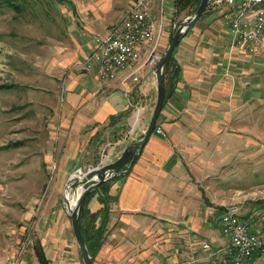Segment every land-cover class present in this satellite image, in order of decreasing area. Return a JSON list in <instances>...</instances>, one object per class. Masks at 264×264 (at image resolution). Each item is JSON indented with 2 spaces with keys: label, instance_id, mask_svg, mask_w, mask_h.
<instances>
[{
  "label": "crops",
  "instance_id": "obj_1",
  "mask_svg": "<svg viewBox=\"0 0 264 264\" xmlns=\"http://www.w3.org/2000/svg\"><path fill=\"white\" fill-rule=\"evenodd\" d=\"M119 1V9L125 5L119 18L104 15L102 0L84 1L83 7L79 1H49L47 28L34 38L35 50L28 48L29 39L18 46L0 41V116L37 111L44 119L42 137L36 157L25 165L52 167L53 176L32 223L33 254L10 250L16 264H38L36 244L47 264H82L60 206L61 187L77 162L87 168L114 160L147 125L156 96L153 66L140 71L137 83L119 77L100 83L93 70L82 68L92 36L119 21L132 3ZM193 6L173 19L175 2L163 1L160 49ZM223 12L208 1L163 65L164 99L154 127L129 170L105 181L111 201L103 239L89 255L92 264H227L223 250L211 254L200 244L212 250L227 241L218 218L235 195L220 187L225 167L234 159H258L254 148L264 150L247 135L259 127L264 110V48L246 53L229 46ZM255 133H264L262 126ZM26 137L21 132L11 139L21 142L20 164L35 153L23 143ZM237 206L246 216L261 205ZM99 207L93 193L85 208L91 213ZM99 222L97 217L94 225Z\"/></svg>",
  "mask_w": 264,
  "mask_h": 264
},
{
  "label": "rangeland",
  "instance_id": "obj_2",
  "mask_svg": "<svg viewBox=\"0 0 264 264\" xmlns=\"http://www.w3.org/2000/svg\"><path fill=\"white\" fill-rule=\"evenodd\" d=\"M49 1H79L83 7L84 1L90 0H14L13 3L16 4V7L0 5V41L10 44L12 42L18 46L29 39L31 43L28 48L32 51L35 50L38 43L34 42V38L39 32L42 33L47 28L45 20L47 21L46 16L49 14L46 11L50 9ZM178 1L188 2L183 9L174 15L173 19L188 14L190 12L189 5L194 4V1L197 0ZM121 2L119 0H102L99 8H104L103 12L106 17L119 18L121 10L125 9L124 4L119 9L118 5ZM166 43L167 37H164L161 54ZM36 113L37 111L29 109L25 117L7 118L0 116V240L2 243L0 254L6 250L2 257L7 254V251L12 254L13 252L10 250L13 249L20 252L22 249L23 254L27 252L33 254L36 235L32 223L39 215V210L46 196L52 190V167L25 165V162L34 158L33 155L36 157V143L42 137L44 119L36 117ZM257 119L260 123L259 127L255 125L254 132L247 135H252V139L254 137L256 146L264 147V133L260 135L255 133L261 126L264 130V110ZM9 127H11V131ZM21 132L27 134L23 143H28L29 151L35 152L30 154L28 160H23L22 164L18 163L20 158L16 156V153H19L16 144L21 142L18 141L17 143L11 140L20 137ZM247 140L250 141L251 139ZM244 141L246 140L244 139ZM255 149L253 151L254 156L259 153L260 158L246 162L234 159L228 164L230 167H225V172L221 175V189H224V192L228 191L229 194L233 193L235 195L233 203L237 205L252 204L264 207V150L256 151ZM85 169V167H81V171ZM64 184L61 187V193ZM216 216L213 219H216ZM85 217L81 220L82 224L86 221ZM254 264H264V256L254 259Z\"/></svg>",
  "mask_w": 264,
  "mask_h": 264
},
{
  "label": "built area",
  "instance_id": "obj_3",
  "mask_svg": "<svg viewBox=\"0 0 264 264\" xmlns=\"http://www.w3.org/2000/svg\"><path fill=\"white\" fill-rule=\"evenodd\" d=\"M152 1H157L155 10ZM163 1L132 0L119 21L92 36L91 48L82 68L93 70L100 83L117 77L137 83L140 71L152 67L161 56ZM208 1L214 7L227 10L223 17L229 46L246 53L264 48V0ZM155 131L161 132L158 127ZM218 228L226 237V243L220 249L212 250L207 243H201L202 249L211 254L223 250L227 264H254V259L264 256V207L240 216L238 206L228 204L219 214ZM16 263V256L9 253L0 260V264ZM181 264H190V261Z\"/></svg>",
  "mask_w": 264,
  "mask_h": 264
},
{
  "label": "water",
  "instance_id": "obj_4",
  "mask_svg": "<svg viewBox=\"0 0 264 264\" xmlns=\"http://www.w3.org/2000/svg\"><path fill=\"white\" fill-rule=\"evenodd\" d=\"M207 3L208 0H198L192 13L184 19L183 22L172 28L160 58L152 67L156 96L150 117L144 130L137 136L135 141L125 146L120 155L114 160L103 162L95 166H89L84 171H81L80 164L77 162L73 172L66 179L61 193V207L64 210L66 217L69 219L71 232L79 251L82 264H92L78 226V215L82 199L85 194L96 189L102 182L116 175H123L129 170L144 141L152 131L157 114L163 103L164 86L162 67L166 60L170 58L173 47L182 35L198 20L206 8ZM66 193L69 194L70 199L72 200L71 203L68 202L67 197L65 196Z\"/></svg>",
  "mask_w": 264,
  "mask_h": 264
},
{
  "label": "trees",
  "instance_id": "obj_5",
  "mask_svg": "<svg viewBox=\"0 0 264 264\" xmlns=\"http://www.w3.org/2000/svg\"><path fill=\"white\" fill-rule=\"evenodd\" d=\"M14 0H0V5H8V6H14L13 3ZM175 13H177L179 10L183 9L188 1H178L175 0ZM198 3L197 1H194V6L192 8V11L195 9L196 5ZM168 60V59H167ZM166 60V62H167ZM164 63V65L166 64ZM105 181L99 184V186L85 194V196L82 199L79 215H78V226L79 230L82 236V239L84 241V244L87 248L88 254L91 256L92 253L95 251V249L100 245L103 235L102 232L104 231V223L107 220V214H108V208H109V202L111 201V197L107 195L105 192ZM96 193V200L100 204V207L97 212H88L85 208L86 202L90 198V196ZM87 216V221L85 223V228H81V218ZM99 218V223L95 226L94 222L96 218ZM34 254L38 260V264H47L46 258L43 256V253L40 249V246L37 244L34 246Z\"/></svg>",
  "mask_w": 264,
  "mask_h": 264
},
{
  "label": "bare ground",
  "instance_id": "obj_6",
  "mask_svg": "<svg viewBox=\"0 0 264 264\" xmlns=\"http://www.w3.org/2000/svg\"><path fill=\"white\" fill-rule=\"evenodd\" d=\"M65 196L67 197V200H68V202H69V203H71V202H72V200L70 199V196H69V194H68V193H66V194H65Z\"/></svg>",
  "mask_w": 264,
  "mask_h": 264
}]
</instances>
